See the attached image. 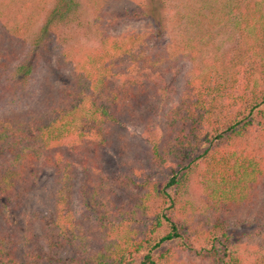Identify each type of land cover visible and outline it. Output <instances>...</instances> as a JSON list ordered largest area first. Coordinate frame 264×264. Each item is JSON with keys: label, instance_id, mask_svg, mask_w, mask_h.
I'll return each instance as SVG.
<instances>
[{"label": "trees", "instance_id": "1", "mask_svg": "<svg viewBox=\"0 0 264 264\" xmlns=\"http://www.w3.org/2000/svg\"><path fill=\"white\" fill-rule=\"evenodd\" d=\"M207 29L228 48L210 53ZM178 60L180 93L150 127ZM48 62L63 80L34 99ZM262 196L264 0H0V264H169L170 242L209 264H264V240L245 256L228 233ZM72 197L118 234L86 241Z\"/></svg>", "mask_w": 264, "mask_h": 264}, {"label": "rangeland", "instance_id": "2", "mask_svg": "<svg viewBox=\"0 0 264 264\" xmlns=\"http://www.w3.org/2000/svg\"><path fill=\"white\" fill-rule=\"evenodd\" d=\"M7 16H9L8 13H7ZM128 26H131L132 29H135L137 31L147 30L144 24L131 23V24H128ZM37 27L38 25L35 22L34 29H36ZM204 32H206L208 36H211V42H214L213 45L206 48L208 51H210V53L218 52L219 50L221 52L225 50L226 48H228L224 41L226 34L222 35L221 32L218 33V30L216 29L214 30L207 29ZM204 32H202V35ZM200 33H201L200 31L195 30V31L190 32L189 34L191 36H194V39L197 41L198 37H195V36L199 35ZM30 38H31V33L29 32V34H25L23 36V39L20 40V42L26 43L28 42V40H30ZM176 38L178 37L171 38L172 40L170 41L171 42L170 45L174 43V40ZM165 41H163L164 44L167 43L168 40L166 39ZM170 45H168L167 52H169L170 54H173V50ZM209 57L210 55H208V58ZM13 58H16V55L13 56ZM13 58L12 60H15ZM54 58L55 57H52L50 59L52 60ZM174 61L176 60L174 59ZM182 62H183L182 60H178V62H173V64L171 65V68H175V69L173 70L172 75H170V72L169 73L167 72V74H165V78L163 77V79L160 81V82H164V84L163 83L159 84L160 88L164 87V95H160V98H159L163 102L161 104V101L155 98L156 100L151 105V109L157 112L158 116L155 117L154 119L155 121H153L152 124H150V127L153 125V123L156 126L161 125L162 124L161 120L165 114V109L171 104L173 100L174 102L177 100L178 94L180 93V90H181L182 81L184 80L183 73L180 72L181 71L180 67L183 66ZM50 65H51V62H48L47 66H44L45 67L44 72L42 73L40 77L37 74V77L35 79L36 81L33 83V88L30 93L32 94V96L35 93L34 99L40 95V92H41L40 96H42L44 93H48V91L50 92L51 90H53L54 88L51 87L52 83L54 84H57L59 82L61 83V81L63 80V78L61 80H58L57 77L61 76L60 73L59 72L57 73L56 70L53 71V68H52L53 66H50ZM186 70L187 69H185V71ZM52 75L54 76L53 78L55 80L53 79V82H50L49 79L47 78H49ZM17 103L18 104H16V102L14 101L13 102L9 101V103L4 106L7 108V110L8 109L10 110L11 108L14 109V105L16 106V105H19L20 103L23 108L27 106V103L24 100H21V102L17 101ZM146 125H147V121L143 123H139L136 126H133L130 131V134L132 135V137H134L133 139L137 140L139 143H141L143 140V138H140L141 135H143V132L149 130V128L146 127ZM190 192L191 191H189V194ZM194 197L195 196H193V198ZM127 200L128 202L137 201V195L132 192L130 195H128ZM68 207L71 210L69 212L68 218L71 221H73V225L75 227H77L80 231L83 232L82 237L86 241L93 242L95 240V245H96L97 243H100L102 241L104 242L106 239H108L107 231L109 232L110 236H113V237H115L118 234L116 229H108V230H106L107 228L102 229V228H99L96 223L94 224V222H90L89 220H87V218L85 217L81 218L82 216L80 214V208L78 206V202L76 198L74 199L73 197L71 198V203L68 205ZM235 216L239 222H237V224L234 225L233 221H231L230 226L228 227V233L231 236L230 241L235 248L237 249L239 248L241 250H247V252H245L244 255L250 256L253 254L256 246H258L264 240V196L261 197V201L258 204H254L252 205L251 208L238 212ZM10 218H11L12 225L18 226L20 230H22L28 223L27 220L23 218L21 219L18 213L15 211H12ZM139 218H141L140 221L141 220L143 222L146 221L144 216L139 217ZM140 221L138 222V225ZM192 222L195 226V229H196L195 231H198L199 234H201L200 231L204 224V216L196 215ZM136 224L137 222L135 223V225ZM142 227H145V226H142ZM22 233H25V232L23 231ZM161 252L163 253L167 252L171 256V262L169 264H209L208 260H201L197 258L193 253L183 251V246L181 245V243L172 244L170 242L166 244L165 247H163ZM138 261H139V258L136 260V262Z\"/></svg>", "mask_w": 264, "mask_h": 264}]
</instances>
